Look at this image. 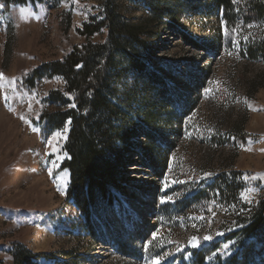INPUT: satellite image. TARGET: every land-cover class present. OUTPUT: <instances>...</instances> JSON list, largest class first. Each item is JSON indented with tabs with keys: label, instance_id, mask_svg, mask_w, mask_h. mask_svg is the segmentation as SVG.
<instances>
[{
	"label": "rangeland",
	"instance_id": "obj_1",
	"mask_svg": "<svg viewBox=\"0 0 264 264\" xmlns=\"http://www.w3.org/2000/svg\"><path fill=\"white\" fill-rule=\"evenodd\" d=\"M107 1L6 9L0 0V264H14L18 246L34 264H229L236 219L264 198V86L251 88L264 83V19L254 10L264 0H233L229 21L214 0H194L178 31L153 26L155 52L142 60L175 92V107L141 125L151 138L131 156L125 192L88 229L67 198L69 124L54 130L41 121L57 109L49 100L64 92V79L25 81L74 47L103 42L105 28L91 38L79 30L103 19ZM112 1L126 21L151 12L147 0ZM246 264H264V253Z\"/></svg>",
	"mask_w": 264,
	"mask_h": 264
},
{
	"label": "trees",
	"instance_id": "obj_2",
	"mask_svg": "<svg viewBox=\"0 0 264 264\" xmlns=\"http://www.w3.org/2000/svg\"><path fill=\"white\" fill-rule=\"evenodd\" d=\"M193 1L147 0L150 15L131 22L124 20L113 1L108 0L103 19L94 18L79 30L81 36L91 38L105 28L107 36L103 42L88 41L76 46L62 61L33 69L25 81L26 86L34 87L40 78L64 79V92L52 93L49 100L57 109L44 113L41 121L54 130L69 124L64 147L68 158L63 164L71 176L67 198L79 210L88 229L93 218L101 216V207L108 211L125 192L124 175L132 164L131 156L139 158V141L151 138L148 131L142 135V126L155 124L165 108L175 107V92L167 87L162 76L148 71V63L142 58L149 60L155 52L151 42L156 38L153 26L163 24L168 31H178L184 9ZM2 2L10 9L14 5L40 4L43 0ZM214 3L223 9L229 21L234 13L233 0ZM261 4H256L254 10L264 19ZM165 20L170 23H164ZM257 48L264 56V45ZM249 54L255 58V49ZM251 86L252 93H256L264 83ZM245 123L236 130L241 132ZM244 208L236 219L238 230L229 237L238 244L229 264H246L264 253V198ZM12 259L14 264H34V255L21 246L14 250Z\"/></svg>",
	"mask_w": 264,
	"mask_h": 264
},
{
	"label": "bare ground",
	"instance_id": "obj_3",
	"mask_svg": "<svg viewBox=\"0 0 264 264\" xmlns=\"http://www.w3.org/2000/svg\"><path fill=\"white\" fill-rule=\"evenodd\" d=\"M152 201H153V202L155 201V200H154V197L152 198ZM140 207H141V210H143L144 208L147 207V205H141ZM145 211H146V210H145ZM145 211H144V212H145Z\"/></svg>",
	"mask_w": 264,
	"mask_h": 264
},
{
	"label": "snow or ice",
	"instance_id": "obj_4",
	"mask_svg": "<svg viewBox=\"0 0 264 264\" xmlns=\"http://www.w3.org/2000/svg\"><path fill=\"white\" fill-rule=\"evenodd\" d=\"M0 7H2V5H0Z\"/></svg>",
	"mask_w": 264,
	"mask_h": 264
}]
</instances>
